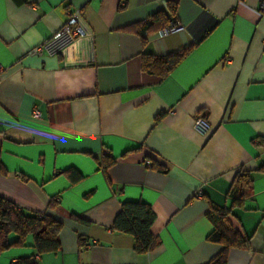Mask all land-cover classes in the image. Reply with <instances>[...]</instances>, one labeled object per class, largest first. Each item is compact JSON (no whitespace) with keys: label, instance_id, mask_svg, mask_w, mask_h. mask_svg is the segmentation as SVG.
Returning <instances> with one entry per match:
<instances>
[{"label":"crops","instance_id":"obj_1","mask_svg":"<svg viewBox=\"0 0 264 264\" xmlns=\"http://www.w3.org/2000/svg\"><path fill=\"white\" fill-rule=\"evenodd\" d=\"M262 4L0 0V149L8 171L0 173V195L63 222L60 249L36 255L38 264H207L223 248L207 239L210 203L230 206L239 169L253 183L229 220L250 247L231 248L227 264H264ZM78 9L91 35L60 54L31 53ZM159 13L185 29L158 37L157 23L140 32ZM186 49L165 77L143 68L144 54ZM198 117L205 132L194 128ZM104 154L115 159L107 169ZM124 200L147 202L156 213L158 243L147 253L112 229ZM30 244L0 252V264L34 254Z\"/></svg>","mask_w":264,"mask_h":264},{"label":"trees","instance_id":"obj_2","mask_svg":"<svg viewBox=\"0 0 264 264\" xmlns=\"http://www.w3.org/2000/svg\"><path fill=\"white\" fill-rule=\"evenodd\" d=\"M169 8L171 15L175 16L177 4L170 3ZM171 20L166 14L159 13L138 26L140 32H144L157 23H159L158 27L160 29ZM188 51L189 49H186L183 52L162 57L144 54L143 68L149 73L165 77L180 63ZM106 154L100 159L103 169H107L115 162V159L108 157ZM155 168L166 172V169L161 165H156ZM66 172L73 180L82 178V175L75 169H69ZM0 173H8L2 162L1 149ZM252 183L251 172L239 169L228 192V197L232 201L230 206H218L210 203L207 217L213 225V230L207 239L223 245V248L207 264H227L231 248L250 247L249 236L236 229L231 224L229 217L233 215L234 208L242 206L245 196L251 191ZM49 205L51 208L55 207L56 199H53ZM72 217L83 220L76 215ZM155 219L156 213L149 203L141 200H124L121 202V208L115 216L112 229L131 235L134 239V250L137 253H147L158 243L157 237L152 232ZM62 227L63 222L52 214L27 212L14 201L0 195V252L14 247H24L30 240V245L34 249V254L21 256L12 264H38L36 255L58 251L61 247L60 232ZM80 241L83 242L82 237H80Z\"/></svg>","mask_w":264,"mask_h":264},{"label":"built area","instance_id":"obj_3","mask_svg":"<svg viewBox=\"0 0 264 264\" xmlns=\"http://www.w3.org/2000/svg\"><path fill=\"white\" fill-rule=\"evenodd\" d=\"M260 9L262 11L264 10V4L260 6ZM184 29L185 26L183 23L177 19H172L166 26L158 29L157 35L158 37H165ZM88 35H91V33L83 26L82 11L78 9L71 12L62 26L55 33H53L49 39L34 47L31 50V53L40 55L43 51H45L49 54H60L67 46ZM3 69L4 67L0 64V74ZM35 115H40L38 110L35 111ZM194 128L198 131L205 132L208 128V123L203 117H198L194 122ZM146 165L151 166L150 161H146ZM196 195L200 196L201 191L198 190Z\"/></svg>","mask_w":264,"mask_h":264}]
</instances>
